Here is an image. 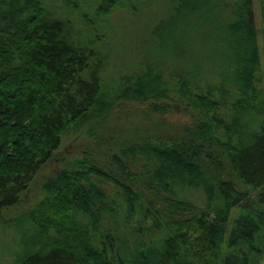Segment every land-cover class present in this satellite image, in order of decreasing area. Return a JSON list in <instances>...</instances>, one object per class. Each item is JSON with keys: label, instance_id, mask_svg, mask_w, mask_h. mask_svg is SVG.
<instances>
[{"label": "trees", "instance_id": "1", "mask_svg": "<svg viewBox=\"0 0 264 264\" xmlns=\"http://www.w3.org/2000/svg\"><path fill=\"white\" fill-rule=\"evenodd\" d=\"M261 66L255 0H0V230L21 237L13 264H262ZM124 106L159 124L178 113L179 132L104 142V165H62L26 205L63 137Z\"/></svg>", "mask_w": 264, "mask_h": 264}, {"label": "rangeland", "instance_id": "2", "mask_svg": "<svg viewBox=\"0 0 264 264\" xmlns=\"http://www.w3.org/2000/svg\"><path fill=\"white\" fill-rule=\"evenodd\" d=\"M260 3V0H255L257 37L260 47L261 71L264 86V20L261 14ZM126 51H128V49H126ZM137 54L138 53L133 52V55ZM126 56L127 55L123 58L124 60L127 59ZM129 106H124L121 109L115 110L108 118L99 124L90 125L91 123H89L84 130L65 135L58 150V155L51 160L48 164L49 166H46L47 168L45 167L40 171L38 179L33 185L34 190L24 195L25 204L33 206L35 202L38 201L39 197V188H36V184H38L39 187L40 182L49 172L58 171L61 166L66 163L72 164L75 160L82 159L87 154H91L95 155L96 160L104 165L106 157L96 152L99 151L97 147L100 149V146L102 147L100 152L104 151V142L114 141L118 138L127 139L136 132H143V135L148 133L154 136L156 135L157 137H173L179 132V127L177 125L179 122L176 117L178 113L164 115L163 123L159 124V122H156L157 119L153 117L149 111L143 110L148 114L146 115L143 111L136 109L134 106ZM61 159L65 162H62ZM129 165L133 172L140 171L138 166L133 165L131 162H129ZM36 189L37 191H35ZM186 195L198 205L204 203L202 195L195 191L187 192ZM254 195H257L256 192H254ZM235 214H237V210H234L233 216ZM1 231L2 230H0V264H13L19 247L18 242L21 240V237L16 233L15 228L13 230ZM262 264H264V258Z\"/></svg>", "mask_w": 264, "mask_h": 264}]
</instances>
